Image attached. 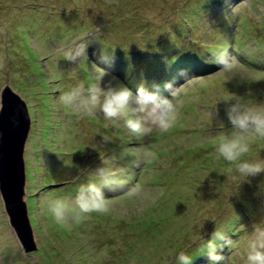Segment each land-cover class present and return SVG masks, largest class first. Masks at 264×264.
I'll return each instance as SVG.
<instances>
[{"label":"rangeland","instance_id":"374dc122","mask_svg":"<svg viewBox=\"0 0 264 264\" xmlns=\"http://www.w3.org/2000/svg\"><path fill=\"white\" fill-rule=\"evenodd\" d=\"M240 28L246 45L231 52L232 68L200 73L191 84L188 73L172 74L193 69L196 55L225 50ZM250 61L264 64V0H0V94L9 80L33 108L26 189L38 246L24 251L0 194V264H179L181 252L191 264H212L205 244L214 229L232 241L220 264H246L252 225L264 222V191L254 189L264 173L246 180L228 173L215 145L233 131L227 103L264 104V67ZM111 77L133 92L143 79L184 85L176 122L135 136L89 111V90ZM42 79L47 88L38 87ZM247 156L264 159V140ZM100 165L117 172V185L105 189L110 210L56 223L45 196L74 199L81 185L100 183Z\"/></svg>","mask_w":264,"mask_h":264},{"label":"clouds","instance_id":"9594fccd","mask_svg":"<svg viewBox=\"0 0 264 264\" xmlns=\"http://www.w3.org/2000/svg\"><path fill=\"white\" fill-rule=\"evenodd\" d=\"M212 2L218 3V0H212ZM225 25L227 26V23ZM240 30L241 28L233 33L238 37H234L233 41L227 39V44L222 45L225 50L212 49L203 55H196L193 69L190 70L189 66H184L172 74L185 75L188 73L192 77L186 76L184 84H191L200 79L196 76H203L200 73L210 75L220 69L232 68L236 63V58L231 52H239L236 50L240 49L241 42L245 43L239 36ZM228 34L229 30L226 31V36ZM96 39V44L103 47L104 51H111V48L105 49V45H101V42H104L103 39L100 37ZM235 42H238L239 46ZM101 62L110 67L111 57H103ZM250 62L253 65L264 67L262 63ZM125 63L132 65L129 61ZM176 65L178 62L173 64V66ZM140 78L141 76H133L131 80L136 82ZM141 82H145L146 85L141 83L133 92L115 77L108 80L103 79L99 88L93 87L89 90L87 109L89 111L99 109L107 121L113 124L122 122L128 132L135 136L148 135L154 129L166 132L178 118L180 106L177 97L184 85L176 86L174 81H166L161 88L162 83L155 84L154 79H143ZM150 87H152L151 90H149ZM165 92L167 95L164 94ZM69 99H71V94L61 97L62 102H67ZM2 109L3 103L0 99V110ZM30 111L32 115L31 105ZM225 115L233 131L223 133L218 137L215 145V158L226 161L231 165L227 169L228 173L235 172L244 180L264 173V159H243L250 152L251 145L255 141L264 140V104H253L250 101L236 99L226 104ZM136 165L139 166L138 162ZM95 174L100 183L90 182L81 185L74 199L65 197L53 199L45 196L43 202L56 223L68 226L72 223H79L92 213H107L110 210V202L105 189L117 185V172L100 165L95 169ZM231 244V238L224 231L220 229L212 231L205 244L206 255L212 264H220L225 260L222 254L223 249L230 247ZM175 259L179 261V264H191L192 261V257L186 252L179 253ZM246 264H264V222L252 225V232L247 243Z\"/></svg>","mask_w":264,"mask_h":264},{"label":"water","instance_id":"95a60500","mask_svg":"<svg viewBox=\"0 0 264 264\" xmlns=\"http://www.w3.org/2000/svg\"><path fill=\"white\" fill-rule=\"evenodd\" d=\"M0 99V194L9 223L25 252L38 248L29 215L26 152L33 116L28 100L7 81Z\"/></svg>","mask_w":264,"mask_h":264},{"label":"trees","instance_id":"16d2710c","mask_svg":"<svg viewBox=\"0 0 264 264\" xmlns=\"http://www.w3.org/2000/svg\"><path fill=\"white\" fill-rule=\"evenodd\" d=\"M36 58V57H35ZM42 66H41V70H42ZM47 79H42V80H38L37 81V85H38V87H40V88H47L48 87V83H47V81H46ZM132 81V80H131ZM133 82V81H132ZM33 108L31 107V110H32ZM42 131V135H43V137H45V133L47 132V129L45 130V129H42L41 130ZM203 140L201 141V142H198V143H195L196 145L193 147L195 150H199L201 147H202V145H203ZM127 154H130V153H127ZM244 159H251V157L250 156H247V158H244ZM237 174V173H236ZM224 175L226 176L227 175V173H226V171H225V173H224ZM262 187V186H261ZM261 187H256V188H254L255 190H257V191H259V192H261V191H264V186L261 188Z\"/></svg>","mask_w":264,"mask_h":264}]
</instances>
